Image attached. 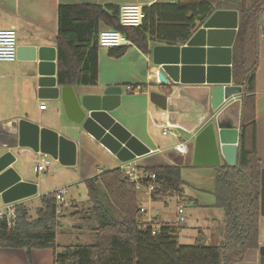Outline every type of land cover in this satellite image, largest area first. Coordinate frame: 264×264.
Segmentation results:
<instances>
[{"label":"trees","instance_id":"16d2710c","mask_svg":"<svg viewBox=\"0 0 264 264\" xmlns=\"http://www.w3.org/2000/svg\"><path fill=\"white\" fill-rule=\"evenodd\" d=\"M222 0H176L143 7L145 18L138 27L118 22L119 6L106 4H59L57 9V77L61 85H94L97 82V36L102 22L123 32L137 48L148 52L150 43L183 44L198 25L215 10L227 7ZM264 0H243L238 5V29L233 44L232 72L242 87V116L237 161L215 169V206L224 212L225 239L207 245L201 233L192 244H181L178 227L164 223L152 234L142 228L134 185L119 168L103 171L84 182L89 206L82 214L95 234L90 244L56 245L57 205L50 194L41 197L42 206L30 217L19 205L15 225L0 222V247L23 248L30 252L52 248L54 264H234L249 248L258 246L259 189L261 165L255 148L254 80L258 66L260 14ZM127 45L109 48L119 57ZM181 164L152 168L160 188L154 195L181 194ZM85 215V216H84Z\"/></svg>","mask_w":264,"mask_h":264},{"label":"crops","instance_id":"0c3cea01","mask_svg":"<svg viewBox=\"0 0 264 264\" xmlns=\"http://www.w3.org/2000/svg\"><path fill=\"white\" fill-rule=\"evenodd\" d=\"M222 1L229 4L227 7L219 9H230L237 12L238 5L243 2V0ZM124 3H140L144 7L151 5H149L148 0H0V29L14 27L17 31L18 45L38 44L54 47L56 51L55 74L57 77V9L59 4H112L119 6ZM200 26L201 24L197 28ZM105 28L110 27L101 22L99 31ZM156 44L162 43L152 42L148 47V52H144L130 43L127 45L124 54L119 57L111 56L108 48L98 47L96 84H74L71 86L86 94L100 93L109 85L120 86L122 89L120 104L111 112V115L116 122L120 123L131 135L150 149L148 154L129 161L137 163L139 167L148 172H153L151 169L155 167L181 164L180 176L183 182L181 194L168 192L159 196L143 190H135L139 209L141 207L145 209L143 213L138 212L140 223L150 222L154 217L160 224L174 221L176 208L181 203L185 209V222L176 225L179 240L182 233L186 231L183 228L187 224L189 212L190 214L194 213L191 210L186 213L187 206L194 205L203 211L195 214L196 230L194 237L191 236L193 242L188 240L183 241L185 243H180L192 244L196 241L198 234L201 233L205 244L219 245L225 239L224 212L215 206V167L192 165L193 143L196 134L208 121H211L210 118L214 113L222 124L239 129L243 93L231 97L214 112L210 108L209 100L205 98V94H209L205 85L173 83L170 80L160 82L157 76L159 68L153 64L151 57L152 47ZM232 57L233 52L231 51V83L235 84ZM31 66L30 61L17 58L14 61H0V156L6 151L14 153L16 159L12 163V167L19 174L21 180L29 182H33V180L26 174L25 165H30L34 161V171L39 173L36 170V161L41 158H50V156L34 152L28 146H19L16 136L18 120L25 119L53 129L60 135L76 142L75 162L63 167L59 165V161L55 160L52 167V173L62 176L61 185L64 186L61 187L66 189L65 199L67 202L69 201L68 190L65 187L67 184L79 183L86 186L84 182L86 179L114 168H119L123 175L121 166L125 162L117 159L114 154L89 134L78 135V131L71 132V129L77 130V126L67 119L60 98L41 99L38 97V86L31 72ZM58 84L61 85L59 82ZM151 91H157L168 96L166 110L158 108L150 101L149 93ZM254 100L255 148L256 156L262 168L264 167V35L261 33L258 38V66L254 80ZM42 101L46 105L44 110L39 109V104ZM165 126L173 130L176 135L163 134ZM178 143L185 144L186 153L176 151L175 146ZM237 148L238 143L225 146L221 152V164H236ZM58 188L60 187L55 189ZM186 190L190 191L187 192ZM53 191L44 195L53 196ZM28 198L14 201V203H17V207L23 205L26 208L24 201ZM169 200H173L175 205L169 207ZM56 203L59 205L56 218L57 227L60 224L61 210L65 205L58 201ZM5 205L0 194V208ZM72 213L73 211L70 215ZM198 215L203 218V225H200ZM83 219L87 220V218ZM205 220L207 221L206 224ZM141 227L145 228L142 225ZM213 234L216 238H213ZM183 236L185 238L187 234L184 233ZM260 246H264V216L261 215L258 222V246L247 249L243 258L234 264H259ZM43 250L45 251L46 248L32 249L31 258H35L37 254L44 252ZM19 257L24 261L26 258L25 249L0 247V264H18ZM52 259L54 261L53 253Z\"/></svg>","mask_w":264,"mask_h":264},{"label":"water","instance_id":"95a60500","mask_svg":"<svg viewBox=\"0 0 264 264\" xmlns=\"http://www.w3.org/2000/svg\"><path fill=\"white\" fill-rule=\"evenodd\" d=\"M237 29L238 12L217 9L183 45H153L151 57L159 68V81L205 85L209 90L205 98L209 100L212 111H217L225 101L242 92L241 86L231 83V51ZM259 30L264 35V10L260 14ZM16 58L32 63L31 72L36 79L39 98H60L67 119L77 126V130L71 129V132L89 134L121 162L150 152L111 115L120 104V86L109 85L100 93L86 94L71 85H59L55 74L56 51L51 46L18 45ZM149 99L158 108L167 109L166 94L151 91ZM210 119L194 138L193 166H219L225 146L238 143V128L222 124L215 113ZM16 136L19 146H28L63 165L75 162L76 142L53 129L20 119ZM15 159L11 151L0 156V194L5 204L31 197L37 192L36 184L21 180L12 167ZM259 215L264 216V167L260 169ZM259 264H264V246L259 247Z\"/></svg>","mask_w":264,"mask_h":264},{"label":"built area","instance_id":"2783aa9c","mask_svg":"<svg viewBox=\"0 0 264 264\" xmlns=\"http://www.w3.org/2000/svg\"><path fill=\"white\" fill-rule=\"evenodd\" d=\"M176 0H148L149 5L154 3L175 2ZM144 5L140 3H124L119 5L118 8V22L123 27H138L142 24L145 18L143 11ZM98 47L112 48L121 45L130 44V40L125 36L123 32L118 29L105 28L98 32L97 36ZM17 31L14 27L1 28L0 29V61H14L17 56ZM46 108L45 102L39 104V109L44 110ZM171 134L173 136L176 133L169 129L167 126L163 129V134ZM176 151L180 153H186L187 147L184 143H178L175 146ZM50 167V161L47 158H41L36 161V170L39 173L45 172ZM123 176L126 180L131 182L136 191H145L147 193H154L160 188V184L156 180V174L154 172H148L137 165L133 161L125 162L122 166ZM66 189L60 187L52 192L53 197L59 203H65ZM17 203L10 202L0 208V222L4 221L7 228H11L15 225L16 220ZM139 212H145V209L141 207ZM185 222V209L184 205L179 203L176 208V218L174 221L169 222L173 225H179ZM149 225L151 227L152 234H156L162 224L154 217L150 222H145L142 226Z\"/></svg>","mask_w":264,"mask_h":264},{"label":"rangeland","instance_id":"374dc122","mask_svg":"<svg viewBox=\"0 0 264 264\" xmlns=\"http://www.w3.org/2000/svg\"><path fill=\"white\" fill-rule=\"evenodd\" d=\"M47 159L50 161L49 171L43 173H36L34 171V161H32L30 165H25L24 168L26 174L29 176L31 180H33V183L36 184L37 186L36 194L28 198V200L24 201L25 206L29 211V215L32 217L36 216V210L42 206L41 197L44 194L53 191L57 187L64 186L61 185L62 176L57 173L55 174L52 173V167L54 166L55 160L52 159L51 157L50 158L47 157ZM58 163L63 167H67L61 164L60 162ZM65 187L68 190L67 197L69 201L68 202L66 201L64 204H62L65 206H63L61 210V214L59 218L60 224L56 227V243L59 247L67 246L70 244H77V243H85V244L93 243L95 240V234L90 230L89 227L94 226V223L89 225L86 219L84 220L83 218H80L82 217V214H78V217L70 215L72 211L73 213L81 212L85 210L86 207L89 206L86 186L84 184L72 183L65 185ZM186 191L188 192L190 190H186ZM168 203H169V207L175 205L173 200H169ZM190 210L191 212L194 213L190 214L189 212ZM201 211L203 210L198 209L197 206L194 205H191V207L187 206L186 213L189 212V214H188V219L186 221L187 224H185V227L183 228V230H186L184 233L187 234V237L184 238L183 236L184 233H182L179 242L185 243L183 241H188V240H190V242H193L192 237H194L196 230V226H195L196 222L194 221L195 214L200 213ZM197 218L200 221V225H203L204 223L203 218L200 215H198ZM206 222L207 221L205 220V224ZM213 238H216L214 234H213ZM187 244H191V243H187ZM52 253H53V249L46 248L44 252L37 254L35 258H31L30 256V261H29V257H27V254H26V258H24V261H22L21 257H19L17 261H19L18 264H54V261L52 259Z\"/></svg>","mask_w":264,"mask_h":264}]
</instances>
